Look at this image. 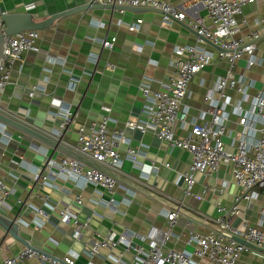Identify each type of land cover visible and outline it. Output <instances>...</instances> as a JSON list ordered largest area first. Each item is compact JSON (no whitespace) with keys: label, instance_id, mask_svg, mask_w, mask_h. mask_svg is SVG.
I'll return each instance as SVG.
<instances>
[{"label":"crops","instance_id":"crops-1","mask_svg":"<svg viewBox=\"0 0 264 264\" xmlns=\"http://www.w3.org/2000/svg\"><path fill=\"white\" fill-rule=\"evenodd\" d=\"M92 1L1 0V6L8 12H30L37 20H44ZM169 1L179 5L188 20L203 17L207 25H212L203 2ZM242 17L247 22L242 35L248 36L254 30L260 34L256 51L260 63L249 65L248 57L244 56L235 68L238 77L254 84L249 88V98L243 102L247 109L254 97L264 92V22L260 24L264 18V0L245 4ZM138 18L143 19L139 30H129V24ZM188 20L165 21L159 11L91 8L38 30L39 50L25 51L22 61L14 64L10 83L0 92V105L6 110L40 129L56 133L62 122L61 107L70 106L73 122L62 136L76 147H79V127L88 129L104 116L110 117L109 133L122 131L126 138L118 146L122 166L117 168L116 193L111 194L93 184L80 185L74 175L62 174L55 168L50 170L47 166L50 159L69 155L6 124L12 138L8 140L0 133V178L10 193L0 201V212L16 220L20 237L35 249L56 258L73 251L77 264H136L134 252L123 251L121 247L115 250L104 247L97 256H90L84 250V241L74 238L72 223L60 218L59 210L67 205L77 211L81 221L89 220L85 240L94 239L97 232L107 234L113 230L117 234L129 229L135 233L134 246H147L145 236L152 225L167 227L163 213L168 210H178L179 217L165 248L192 251L194 246L188 243L191 234H218L222 220L237 229L251 226L264 232V198L237 201L242 188L235 181L231 164L222 163L218 172L211 174L193 172L192 194H186L184 177L190 172L192 154L170 147L152 131L143 132L126 124L140 117L141 84L147 81L152 88L163 89L174 75L172 61L176 58V45H199L219 58V48L200 41ZM112 37H116L114 48H104L102 39ZM228 69L229 63L219 58L195 76L186 99L190 119H198L208 107L204 96ZM71 80L77 81L75 90L68 88ZM34 86L38 88L31 96ZM228 92L234 100L241 99L235 90ZM175 132L185 136L188 130L177 125ZM241 135L242 126L233 115L223 138L229 150L235 149L233 142ZM40 174L49 175L46 183L43 178L37 179ZM77 197L83 200L82 204L76 203ZM112 197L116 204L106 205L104 200ZM220 205L228 211L236 205L238 208L234 214L227 215L219 210ZM38 208L45 214H37ZM24 246L23 241L0 226V263ZM195 260L198 264H213L208 258ZM18 264L43 263L34 257ZM236 264H264V252H244Z\"/></svg>","mask_w":264,"mask_h":264},{"label":"built area","instance_id":"built-area-1","mask_svg":"<svg viewBox=\"0 0 264 264\" xmlns=\"http://www.w3.org/2000/svg\"><path fill=\"white\" fill-rule=\"evenodd\" d=\"M103 4H113L130 7H151L162 11L165 21L178 19L188 20L187 13L169 0H97ZM203 2L208 18L212 25H207L203 17L188 20V24L200 36V41L205 39L219 47V58L229 63V69L223 76L217 78L211 91L206 93L204 101L207 108L202 110L198 119H190L189 106L186 99L190 96V84L195 76L207 66L218 61V57L199 45H176V58L172 61L175 73L164 84L163 89H154L146 81L140 86L143 98V108L137 121L128 120L127 126L139 129L143 132L152 131L161 140H164L172 148H180L192 154L190 172L185 175V193L192 194L195 179L193 172L199 171L205 174L218 172L222 163L231 164L236 183L242 188L237 201L245 199L251 202L253 199L264 198V92L258 93L252 100L250 108H244L243 102L249 98L248 91L254 84L250 80L238 77L235 71L237 62L244 56L248 57V64L260 63L257 56V40L260 36L257 30L248 36L242 35L246 19L243 16V6L247 3H255L257 0H191ZM1 4V0H0ZM31 6V4H27ZM124 12L125 10L121 9ZM143 22L138 18L129 24L131 31L139 30ZM264 18L260 19V24ZM3 26V25H2ZM40 37L38 30H26L17 34L6 36V51L0 65V92L10 83L13 66L22 61L23 53L27 50L38 51L37 41ZM116 37L102 39L104 48L113 49ZM206 42V41H205ZM207 43V42H206ZM77 81L71 80L68 88L75 90ZM34 86L30 95L37 91ZM235 90L241 99L236 101L228 92ZM62 122L56 129V135L61 136L73 122V111L70 106L61 107ZM210 115V119L207 120ZM235 115L242 126V135L235 139V149L229 150L223 138L227 124L231 116ZM110 117L104 116L99 122L93 123L87 128L80 126L78 129L79 148L85 154L95 160L115 168L122 166V159L118 153V146L126 141L123 132L119 131L111 135L108 131ZM258 124V128H256ZM177 125L188 130L187 135L179 136L175 132ZM0 133L8 140L12 136L6 130V124L1 122ZM134 153L133 150H130ZM135 160V155L133 156ZM50 170L58 169L65 175L71 174L80 180L82 184H93L103 188L111 194L116 193L117 181L114 177L94 167H87L80 160L63 156L60 159H50L47 163ZM46 183L49 175H38ZM10 193L5 181L0 178V201ZM77 204H82L80 197L76 198ZM106 205H115L112 197L104 200ZM228 211L222 205L221 212L227 215L234 214L235 209ZM35 212L44 215L42 209ZM63 222L72 223L73 236L77 240L84 241V250L90 256H97L101 249L107 247L115 250L121 247L123 251L134 252L136 264H198L195 259L208 258L213 264H236L244 252L262 253L246 243L239 242L237 236L247 243L264 248V232L258 228L248 226L243 229L234 228L229 221L222 220L220 233L199 234L192 233L188 243L194 246L192 251L165 248L169 238L173 235V226L179 217L178 210H168L163 213L167 227L160 228L152 225L145 236L148 245L134 246L132 238L134 232L126 229L115 233H96L95 238L85 240L84 234L89 229V220L81 221L77 211L70 205L59 210ZM121 255V254H120ZM119 255V257H121ZM38 257L43 264H77L75 253L70 251L61 258L47 255L35 249L33 246H24L16 255L4 259L0 264H18L27 259ZM118 257V259H120Z\"/></svg>","mask_w":264,"mask_h":264},{"label":"water","instance_id":"water-1","mask_svg":"<svg viewBox=\"0 0 264 264\" xmlns=\"http://www.w3.org/2000/svg\"><path fill=\"white\" fill-rule=\"evenodd\" d=\"M91 8H107V9H123L134 12H144V11H159V9L151 7H130V6H119L113 4H103L97 0H93L89 4L81 5L76 8L68 9L56 14L51 15L50 17L44 20H37L35 15L30 12H8L5 11L0 4V65L4 59L6 51V36H11L26 30H43L46 29L52 24L62 18L69 16L76 12H82ZM3 25V26H2ZM205 41L213 46H215L211 41L205 39ZM216 48H219L215 46ZM0 122H3L19 131L73 157L81 162L99 169L104 173L114 177L115 179L118 176V169L107 165L105 163L99 162L92 158L91 156L85 154L80 150L79 147L72 146L63 140V136H58L53 132L40 129L35 126L33 123L23 119L22 117L12 113L11 111L6 110L0 105ZM0 226L8 231L16 239L23 241L26 245L31 246L27 241L22 239L19 235V225L16 220L9 218L5 214L0 212ZM236 240L242 243H246L252 248L258 249L264 252V248L257 247L251 243H247L245 240L235 236Z\"/></svg>","mask_w":264,"mask_h":264}]
</instances>
